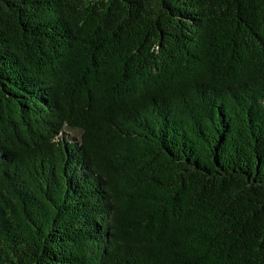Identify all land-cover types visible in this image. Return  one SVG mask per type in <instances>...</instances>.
I'll return each mask as SVG.
<instances>
[{
	"label": "trees",
	"instance_id": "obj_1",
	"mask_svg": "<svg viewBox=\"0 0 264 264\" xmlns=\"http://www.w3.org/2000/svg\"><path fill=\"white\" fill-rule=\"evenodd\" d=\"M0 264H264V0H0Z\"/></svg>",
	"mask_w": 264,
	"mask_h": 264
},
{
	"label": "rangeland",
	"instance_id": "obj_2",
	"mask_svg": "<svg viewBox=\"0 0 264 264\" xmlns=\"http://www.w3.org/2000/svg\"><path fill=\"white\" fill-rule=\"evenodd\" d=\"M65 133H69L70 135H74V134H76L75 131H71V130H66Z\"/></svg>",
	"mask_w": 264,
	"mask_h": 264
}]
</instances>
